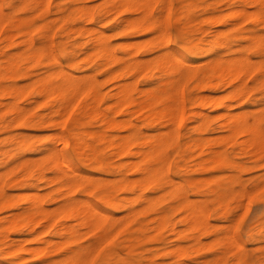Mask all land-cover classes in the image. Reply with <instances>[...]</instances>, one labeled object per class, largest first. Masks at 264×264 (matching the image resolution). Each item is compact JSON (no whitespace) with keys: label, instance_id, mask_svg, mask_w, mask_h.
<instances>
[{"label":"rangeland","instance_id":"1","mask_svg":"<svg viewBox=\"0 0 264 264\" xmlns=\"http://www.w3.org/2000/svg\"><path fill=\"white\" fill-rule=\"evenodd\" d=\"M15 1L12 0L14 6L16 4V7L11 8L10 5H6V10L13 11L15 16L24 17L26 19L34 16L35 22L40 25L34 33L36 42L43 41L45 39V33L51 35L53 38V49L60 62L68 69H70V56L75 54L74 60L77 63L86 54H90L94 51L92 46L95 37L100 31H102L104 37L115 46L116 54L122 56L126 60H128L129 56L134 52V45L138 44L135 56L136 58H141V60L145 58L146 63L139 72H135L136 74L119 75L118 70L123 65L122 61L99 58L100 56L96 55V53L91 54L90 58L92 61L89 64H86L80 70L76 67H72L71 70L77 71L80 74H86V72L89 73L92 70L96 72L97 89L99 93L103 94L100 107L104 112H108L109 115L107 119L112 120V118H116L122 120L129 118L139 126L144 136L150 133V138L154 139L157 137H154L155 134H158L157 131L160 132L168 129V127L162 123L156 126H152L151 123L153 116L159 113L167 103V96L164 95L160 97V92L157 91V89L160 90L159 87L162 85L164 86V82L168 79L166 69L172 61L165 56L168 46L165 44L166 38L161 36L164 27L163 24H165L169 30L168 43L170 50L176 55L184 57L189 63H195V70L187 73L184 77L182 75L180 80L181 83L179 82L180 87L178 86L179 91H177L179 97H182L181 100L184 110L183 120L179 127V134H172V136L171 132L168 138L170 146L166 161V163H168L167 171L161 173L157 182L151 185L145 192L152 199V204L149 207L146 208V202L142 201L140 198L137 200L138 191L140 192V189L133 192L120 189L118 185H115V187L112 184L113 180H117L121 177V171L113 170L110 163L126 162L130 157L126 155L113 157L110 159L111 161L104 165V169H99L93 167L89 163H84L77 157L71 145H69L66 148L67 154L73 165L80 169L84 177L82 178V183L77 186L73 196L74 198H84L88 194L101 205V208H103L106 213L111 215L108 218V223L104 225L107 226L108 229L107 235H103L106 229V227L103 228V225L102 228L92 229L90 226L87 227V225L79 223V220L73 215H59L55 225L41 234L39 233L46 229L45 221L38 225L35 231L32 230L31 226H28V224L13 227L9 230L8 236L5 238L0 225V249L2 250L11 244L18 243L23 244L25 247H32V245L34 247L36 244L38 246H45L48 245V239L52 238L54 240V242L40 252L39 255L22 259L17 264H39L44 261H53L55 264H68L65 257L72 249L80 245H93L97 248V255L95 254L97 257L94 256L95 260H92L91 264H98L101 259H105L106 264H182V262L185 264H188V262L189 264H264V181L261 180L262 176L260 177V175L264 173V157L255 155L248 144L245 148L243 145L246 143H240L242 139H244V141L246 140L247 137L244 135L224 139L230 131L220 128L218 126V119H212L210 125L203 132L205 137L202 140L197 139L198 128L194 126L195 122L192 114L193 109H202L213 116L219 115L225 111V107L223 106L215 108L207 104L204 108H200L196 103L203 97H222L231 87L225 85L209 88L204 85V88H199L198 84H216L218 81L217 78L211 79L209 73L206 74L208 62L211 58L220 55L230 57L236 55L234 51L230 52L229 49L224 47L225 41L229 40L234 49L240 43H248V40L242 37L248 35L250 30H255L256 33L264 35V22L256 25L251 17L243 19L245 16H243V18L241 16H228L233 14L234 10L237 11L244 6L251 11L256 10V8L258 9L260 5H254L252 3L244 4L242 0H170V10L167 13L163 8V0H157L153 3L155 23L153 26H150V30L129 28L124 31L123 28L126 26L125 20L131 16H138V13L132 12L128 7H120V4L106 12L103 3L107 6L110 5L113 0H97L98 2L96 0H51V5L43 9H35L32 4L18 5L17 3H19V1ZM87 2H89V6H92L94 3L93 8L97 12L94 21L84 22L76 17V15L62 18V15L69 7L80 5V3L81 5H88ZM17 5L19 7H17ZM231 8H234L233 12ZM62 10L64 11L62 12ZM98 12L100 13L98 14ZM112 12L114 14H112ZM163 13L167 14L166 23L161 21L163 19ZM51 18H55V20L50 21ZM65 19L67 20L65 21ZM218 19L221 20L217 21ZM80 25H84V27L89 29H82L79 31L77 28ZM23 27L24 26H21L19 30L15 29L17 35L14 37V41L6 40L4 31L0 34L1 63H3L8 55L16 53L24 48V43L22 42L24 37L21 34ZM159 29L161 30L159 31ZM94 34H96V36ZM148 37L150 38L148 39ZM137 39L140 41H137ZM131 42H135L131 49H134L133 51L130 50L131 45H127ZM66 52L67 55L64 54ZM246 54L255 61L258 60V58L262 59V56H260L255 47L246 49ZM156 58H158V60H156ZM115 64H117V66ZM54 65L56 64L49 59L47 52H45L42 61L30 64L23 60L20 63V73L16 74L13 78L4 77L0 80V86L6 84L24 86V94L19 98V102L21 101V105H24V107L28 109L22 124L17 125L16 123H10L12 113L5 108V104L11 101L12 98L7 94H0V125L8 123L0 127V222L6 218H11L16 212L24 211L28 205H30L28 199L32 198L36 192L37 194H41V192L43 194V191L47 190L45 205L50 209L56 208L59 203L62 205L64 201L70 197L71 193L66 189L61 191L64 194L57 191L59 186L64 182V179L61 180L56 178V169L44 158L47 148L55 144V132L61 130L66 137H69L68 130L72 129L76 120L83 122L79 126L80 131L94 130L100 132L102 130L109 135L126 134L129 132L126 127L122 128L117 125H110L106 121L107 119L101 116L91 117L88 113L89 110L81 108L82 103L88 99L86 95L80 99L78 105L72 110L69 118L63 122L62 126H53L51 120L61 122L63 117L57 115V113H50L51 108L48 105L50 101L37 95L34 87L30 84L36 77L34 74L35 72L54 67ZM27 70L33 74L25 75L23 72ZM257 75L258 73L255 72L248 76L250 85L254 84ZM121 80L123 83L126 81H134L133 96L135 101L134 103H130L132 106L130 105L127 111L122 110L124 107L119 108L118 105H116L118 103L117 92L122 85ZM149 90L150 98H148ZM154 91L158 94L155 97L152 96ZM39 100H41V102H39ZM148 100H151L150 107L139 109L137 105L140 102H147ZM263 101L264 87L261 86H258L239 99L228 100V102L233 103V109L236 111L240 110L242 105L248 108H255ZM113 104L114 108L108 111V106ZM137 107L138 109H135ZM148 115H150V125L148 123ZM40 118L43 121L41 123H36ZM170 128L173 129L174 126H170ZM21 133L27 135L28 144L20 148V146L15 143L16 138L14 137L19 136ZM141 138H143V136ZM207 138L214 139L208 141ZM140 141H142V139ZM96 143L101 149L100 156L107 160V158L111 156L110 148L106 147V144ZM155 143L156 141L154 140L150 141V149ZM148 146L149 145H144V148ZM137 148L138 144H135L132 150H136ZM214 148L226 151L229 155L230 162H239L240 166L237 168L233 167L231 164L214 166L213 162L206 161L204 159L205 154L202 153V151L206 152ZM5 150L6 152L2 153ZM30 156H33V161ZM38 156H43V159H40ZM20 161H23V163H19ZM26 162H29L30 165H26ZM22 166L23 168H21ZM122 171H124V169ZM237 173L241 175V179L245 181L246 185L248 184V192L249 189L250 191L252 189L254 190L256 185L257 187L261 183L263 185L255 189L250 196L248 193L246 199L242 196L244 199L243 202L245 201L244 205L242 204L240 195L229 198V212L226 215L222 214L223 210L217 205L214 206V209L210 213L211 216L209 215L208 223H206L205 227L201 228L200 231L191 234L188 229H185L188 228L187 222L180 221V217L183 216V213L180 210L173 209V205L180 201V197L173 193L176 186L180 183H184L186 185L185 193L192 199L201 202L213 198L214 195L209 193L208 187L205 185H203L201 191L197 192L195 181L203 179L204 177V180L207 178L208 181L214 180L215 182L227 183L231 179L230 176L237 175ZM126 175H129L130 178H135L140 176V173L129 170ZM10 177H12V179ZM168 178L171 180L163 186L162 182L166 181ZM12 180L14 181L12 182ZM176 181L177 183H175ZM4 182H6V184H4ZM211 184H213V182ZM236 186L239 188L237 183ZM24 191L27 193L25 194ZM28 192H34V194H28ZM106 195L116 200L124 198H135V200L129 203L127 208L118 209L102 203L107 197ZM6 197L13 199L11 205H6L1 202L4 200L3 198ZM163 210H170V218L177 222L178 229L182 230L183 228L184 231L181 237H179L180 234L174 233L169 226L158 228V215ZM125 212H129V214ZM138 216L139 218L137 219ZM66 222L67 225H74L77 231L73 234H68L66 237H62L58 235L57 231L60 230ZM194 234L200 236L198 241L193 239ZM226 234H229L227 237H231V239L237 237L240 242L245 245L247 251L245 256L240 257L238 253L230 252L227 256L223 257L224 247L219 242V238L226 236ZM65 239L67 241H65ZM178 243L194 244L191 248V250L193 249L192 252H190L191 254L187 255L182 262H179L178 257L170 252ZM2 255V252H0V256ZM7 262L9 264H14V259L8 258Z\"/></svg>","mask_w":264,"mask_h":264},{"label":"bare ground","instance_id":"2","mask_svg":"<svg viewBox=\"0 0 264 264\" xmlns=\"http://www.w3.org/2000/svg\"><path fill=\"white\" fill-rule=\"evenodd\" d=\"M18 1H19V3H17L18 5L32 4V6L35 9H43L51 5L50 4L51 0H18ZM156 1L157 0H113L111 1L112 3H110V5L105 6V4L103 3V6L106 12L110 11L111 9L117 7L118 4H120L119 5L120 7H123V6L128 7L130 8L129 10H131L132 12L138 13V16L136 15L135 17L131 16L130 18H127V19L123 18V19H126L125 20L126 26L123 28L124 31H126L129 28L131 29L138 28L139 30H150V26H153L155 23L154 21L155 16L153 15V11H154L153 3ZM242 1L244 2V4L252 3L254 5H260V7L257 6L258 9L256 8V10L249 11L244 6L241 9H238L237 11L234 10V12H233L234 8L233 9L231 8L233 14L228 15V16H233V17L241 16L242 18L243 16H245L243 19H246L247 17H251L253 19V22H255L256 25L264 22V0H242ZM163 2H164L163 8L168 13V11L170 10V0H163ZM88 3L89 2H87V4ZM6 5H10L11 8L16 7V4L14 6L12 0H0V34L4 31L6 40L14 41L13 39L17 35V32L15 31V29L19 30L21 26H24L22 33H21L22 36L24 37L22 40V42L24 43V48L16 53H12L8 55L4 59L3 63H1L0 61V80L3 79L4 77L13 78L16 74L20 73L21 71L20 63L23 60L27 61L30 64H35V63L42 61L45 52H47L49 59L53 61L56 65H54V67H50V68L44 69L39 72H35L34 74L36 77L32 80L30 85L34 87L37 95L42 96L44 99L50 101L48 104L49 107L51 108L50 113H57V115H60L63 117V120L61 122L51 120V124L53 126H62L63 122L69 118L72 110L78 105L80 99L84 95H86L88 99L82 103L81 108H84V110H89L88 113L91 117L101 116L102 118L107 119L109 115L108 112H104L100 107V101L103 98V94L99 93L97 89L96 72L92 70L89 73L86 72V74H82V73L80 74L77 71L71 70V68L76 67L77 69L80 70L81 68H83V66H85L86 64H89L92 61L90 58L91 54L96 53V55L100 56L99 58H107V59H112L114 61H120V62L122 61L123 65L118 70L119 75H123V74L130 75L132 73L134 74L137 71L139 72L140 69L144 67V64L146 63L145 58L144 60L143 59L141 60V58L139 59V58H136L135 56L137 53L136 47L138 44H135V42L133 43L131 42L127 44V45H131L130 50L132 49V46L135 44L134 45L135 50L133 49L134 52L129 56V59L126 60L122 56H118L116 54L115 46L112 45L111 42L104 37L103 32L100 31V33L97 36L96 34H94L96 36L94 44L92 46L94 51L90 54L89 53L86 54L77 63L74 60L75 54L70 56V63H69L70 69H68L65 67V65H63L60 62L57 54L55 53L53 49V41H52L53 38L51 35H48L45 33L44 34L45 39L41 42H38V43L36 42L34 33L40 25L35 22V17L32 16L26 19L24 17L15 16L13 11L6 10ZM18 5L17 7H19ZM93 5L92 6H89V4L81 5L80 3V5L78 4L77 6L69 7V9L66 12H64V14L62 15V18H67L69 16L76 15V17H78L81 21H84V22L94 21L97 15V12L93 8ZM63 11L64 10H62V12ZM99 13L100 12H98V14ZM112 14L114 13L112 12ZM162 18L163 19L161 21H163V23H166L167 14H164ZM54 20L55 18L50 19V21H54ZM66 20L67 19H65V21ZM220 20L221 19H218L217 21H220ZM163 25L164 27L161 32V36L166 38L165 44L166 46H168L165 56L168 57L172 61H171V64L169 63L170 65H168L166 69L167 72L165 71L168 75V79L166 80V82H164V86L162 85L161 87H159L160 90L157 89V91L160 92V95H159L160 97L164 95L167 96V103L164 105V107L162 108V110H160L159 113L153 116L151 123H152V126L153 125L156 126L157 124L162 123L165 126H167L168 129L162 130L160 132L157 131L158 134L154 135V137L155 136L157 137L152 139L150 138V133L144 136V134L140 131L139 126L133 120L129 118L122 119V120L112 118V120L107 119L106 121L110 125H114V126L117 125L122 128L126 127L128 128L129 132L126 134L109 135L108 133L102 130L100 132L94 131V130L80 131L79 126L83 122L79 120H76L74 122V125L72 126V129L68 130L69 137H66V135L61 130L55 133L53 131L54 137H55V144L54 145L52 144V146L47 148V152L45 153L44 158H46V160L49 161L51 166L56 169L57 171L56 178L61 179V180L64 179L63 180L64 182L59 186L57 191L59 193H63L61 191H64L63 189H66L68 190V192L70 191L71 193L70 197L66 201H64L62 205H60L59 203V205L56 206V208L50 209L48 208V206L45 205L46 204L45 197L47 195L46 193L47 190L43 191V194L41 190L40 192L42 195L37 194V192L36 194H34V192H31L34 194V196L32 198L28 196L30 198L28 199V201L30 202V205H28V207L24 211H21L18 213L16 212V214H14L11 218H6L0 222L1 230L4 234V238L8 236L9 230L12 229L13 227H16L22 224H28V226L30 225L32 230L35 231L36 227L40 225L43 221H45L46 223L45 224L46 229L40 232L39 234L44 233L47 231L48 228L55 225L56 219L59 215L61 216L62 215H69V216L73 215L75 216L77 220H79L78 221L79 223L83 225H87V227L90 226L92 227V229L102 228V225H103V228L106 227L103 235L104 236L107 235L108 229H107V226H104V225L108 223V218L111 215L109 213H106L104 209L101 208V205L97 201L92 199L90 195L87 194L86 197L84 198H74L73 196L74 193L76 192L77 186H79L82 183L83 181L82 178L84 177L80 169L76 167L75 165H73L70 157L67 154L66 148L69 145H71V148L74 151V153L84 163H89L93 167H96L99 169H104V165L108 163L109 161H111L110 159H112L113 157L120 156V155H126L130 157V159L126 162H121V163L111 162L110 163L113 170L121 171L120 173L121 177L117 180L116 179L113 180L112 184L114 186L118 185L120 189L133 191V192L137 189H140V192L138 191L137 200L140 198L142 201H145L146 208L152 204V199L145 192L148 188H150L151 185L157 182L159 175L161 173H163L164 171H167L168 163H166V161H167V157L169 154V146H170L168 138L171 132H172L171 135L179 134L180 132L179 127L183 120V111H184L183 103L181 100L182 97L180 98L178 94V91H179L178 86L180 87V83H181L180 80H181L182 75L184 77V75H186L187 73L195 70L194 69L195 63H189L184 57L178 56L172 50H170L169 43H168L169 30L165 24ZM82 29L88 30L89 28L84 27V25H80L77 28V30L79 31ZM160 30L161 29H159V31ZM149 38L150 37H148V39ZM242 38L243 39L245 38L246 40H248V43L246 44L240 43L234 49L232 48V44L229 40L224 42V47L229 49L230 52L234 51L236 55L231 56V57L226 56V55H220V56H216L215 58H211L210 61L208 62L206 74L209 73L211 79L217 78L218 81L216 82V84H213V83L207 84V85L204 83L200 85L198 84L199 88H204L205 86L209 88L210 87L214 88V87H221V86L229 85L231 88L228 90V92L224 96L218 97V98L213 97V96L203 97L196 103L200 108H204L207 104H210L211 106L215 108L223 106L225 107V111H223L222 113L216 116L215 115L213 116L203 111L202 109H198V110L193 109V113L192 112L191 113L193 114V117H194L193 118L195 122L194 126L198 128L197 139L202 140L205 137L203 135V132L210 125L212 119H218V126L220 128L228 129L230 131L229 134L226 137H224V139H227V138L229 139L230 137L231 138L237 137L238 135H244L247 138L245 141L244 139H242L243 141L241 140L240 143H243V144L246 143L245 145H243L245 146V148H246V145L248 144L254 151L255 155H257L258 157L259 156L264 157V101L262 103H259L255 108H248L247 106L242 105L241 109L238 111L233 109V103L228 102V100L237 99V98L239 99L242 96L247 95V93L257 88L258 86L264 87V35L261 33H256L255 30L254 31L250 30L248 35L246 36L244 35ZM138 40L139 39H137V41ZM253 47H255L258 50L260 56H262V59L258 58V60L255 61V60H252V58L248 54H246V49L253 48ZM64 54L67 55V52ZM158 58H156V60H158ZM63 62H64V59H63ZM115 65L117 66V64ZM148 65H149V62H148ZM28 71L29 70L24 71L23 73L25 75L33 74L32 72H28ZM255 72H257L258 75L255 78L254 84L250 85L248 81V76H250L251 74ZM123 81L121 82L122 84L121 87L119 86L120 89L118 88L119 89V91L117 92V96H118L117 102L118 103L116 105H118L119 108L124 107L122 110L127 111L130 108V105H131L130 103H134L135 101V98L133 96L134 81L132 82L126 81L124 83ZM185 87H186V84H185ZM24 90H25L24 86H20L17 84H6V85L0 86V94L2 95L7 94L12 98L11 101H8L5 104V108L9 110V112L12 113V118H11L10 123H16L17 125H20L25 120L26 112L28 111V109H26L24 105L23 106L21 105V101L19 102V98L24 94ZM155 91L152 93L153 97L158 95L155 93ZM148 98H150V90L148 91ZM150 101L148 100L147 102H142V103L140 102L137 106H139V109L149 108ZM39 102H41V100H39ZM113 108H114V104L108 106L107 109L108 111H110ZM135 109H138V107ZM148 116H149L148 123L150 125V115ZM42 121L43 120L40 118L36 121V123H41ZM7 124H2L0 125V127L5 126ZM170 126L171 127L174 126V128L172 129L170 128ZM142 136L143 138H141ZM14 138H16L15 143H17L20 146V148L27 146L28 137L26 134L21 133L19 136H15ZM141 139L142 141H140ZM207 139L208 141H212L214 138H207ZM151 140L156 141V143L152 145V148L150 149ZM96 142H99V144L100 143L106 144L107 145L106 147L110 148L111 156L108 157L107 160H105L104 158L100 156L101 149L98 147ZM135 144H138V148L136 150H132V147ZM144 145H149V146L147 148H144ZM4 152H6V150L3 151L2 153ZM202 153L205 154L204 159L206 161L213 162L214 166H221V165L223 166L224 164L225 165L231 164L235 168L240 166L239 162L238 163L235 161L230 162L229 155L224 150L214 148L206 152L202 151ZM40 159H43V156L40 157ZM21 162L23 163V161H20L19 163ZM26 165H30V163L26 162ZM21 168H23V166ZM123 169L124 171H122ZM129 170L139 172L140 176L135 177V178H130L129 175L128 176L126 175L127 171ZM230 177L231 179L227 183L215 182L214 180L208 181L207 178L206 180H204V177L203 179L195 181L197 192L201 191L203 185H205L208 187L209 193L214 195L213 198L206 199L205 201H201V202H198V200L192 199L187 193H185L186 185L184 183L182 184L180 183L173 190V193L175 195H178V197H180L179 198L180 201L176 203L175 205H173V209L180 210L183 213V216L180 217V221L187 222L186 224H188V228H185V229H188L191 234L193 232L194 233L198 232L201 230V228L205 227L206 223H208L209 215L211 216L210 213L214 209V206L217 205L220 209L223 210L222 214L226 215L229 212L228 211L229 198L235 195H238V196L240 195L241 198L243 196V198L246 199L248 197L247 196L248 193L250 196V194L253 193L255 189L260 188V186L264 184V183L263 184L261 183L258 185V187L256 185V188L254 190L252 189L250 191L249 189V192H248V188H247L248 184L246 185L245 181L241 179V175L239 173H237V175H232ZM260 177H261V180L264 181V173H262ZM10 178L12 179V177ZM14 180H12V182ZM170 180H171L170 178L166 179V181L162 182V185L165 186V184H167V182ZM173 182H174V179H173ZM212 182L213 184H211ZM175 183H177V181ZM236 183L239 186V188H237ZM4 184H6V182H4ZM26 193L27 192H25V194ZM31 193L28 192V194H31ZM106 196L107 197L103 200L102 203L111 205L118 209L127 208L129 206V203L135 200V198L134 199L124 198V199L116 200V199H113V197L111 196L109 197V195H106ZM243 198H242V204L244 205L245 201L243 202L244 200ZM3 199L4 200L1 201L3 204L11 205L13 203V199L10 197H6ZM169 211L170 210H163L159 213L158 228L169 226L174 233L180 234L179 237H181V234L184 230L182 227H181L182 230L178 229L177 222L170 218ZM125 213L129 214V212H125ZM138 218L139 216L137 217V219ZM129 219H130V216H129ZM40 231H41V228H40ZM76 231L77 230L75 229L74 225L72 226L67 225V222H66L63 224L60 230L57 231V233L58 235H61L62 237H66L68 234H73ZM228 235L229 234H226V236H222L219 238V242L224 247V254H222L223 257L227 256V254L230 252L238 253L240 257L245 256L247 252L245 245L241 243L237 237H234V238L232 237L233 239H231V237H227ZM193 239L198 241L200 239V236L194 234ZM65 241L67 240L65 239ZM53 242L54 240L50 238L48 239V242H47L48 245H45V246H40V245L38 246L36 244L34 245V247L33 245L32 247H25L23 244L18 243V244H11L7 248L3 247L5 249H2V250L0 249V252H2L3 254L2 256H0V264H9L7 262L8 258L14 259V264H17L22 259H27L30 256L39 255L40 252L45 250ZM55 242H56V239H55ZM63 243H64V240H63ZM69 245H70V242H69ZM193 245H194L193 243L191 245L178 243V245H176L175 248L171 249L170 252L174 256L178 257L179 262H182L185 259V257H187V255L191 254L190 252H192L193 250V249L191 250ZM96 252H97V248L93 245H80L77 248L72 249L65 257V260L67 261L68 264H91L92 260H95L94 256L97 255ZM98 255H99V252H98ZM39 264H55V262L44 261ZM98 264H106V260L101 259ZM182 264H185V263L182 262Z\"/></svg>","mask_w":264,"mask_h":264}]
</instances>
